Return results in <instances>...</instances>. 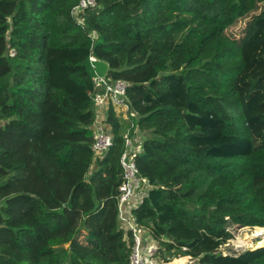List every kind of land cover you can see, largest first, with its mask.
I'll return each mask as SVG.
<instances>
[{
    "label": "trees",
    "instance_id": "16d2710c",
    "mask_svg": "<svg viewBox=\"0 0 264 264\" xmlns=\"http://www.w3.org/2000/svg\"><path fill=\"white\" fill-rule=\"evenodd\" d=\"M79 3L0 0V264H130L126 133L149 181L132 214L161 261L264 264V246L220 249L264 227V0ZM91 55L135 113L108 107L101 155Z\"/></svg>",
    "mask_w": 264,
    "mask_h": 264
},
{
    "label": "built area",
    "instance_id": "2783aa9c",
    "mask_svg": "<svg viewBox=\"0 0 264 264\" xmlns=\"http://www.w3.org/2000/svg\"><path fill=\"white\" fill-rule=\"evenodd\" d=\"M96 0H80L77 10L95 6ZM10 56L16 52L10 51ZM90 61L94 69L93 85L91 92L92 101L97 108H104L106 111L112 104L116 108L124 109L129 115L135 116L134 112L130 113V106L126 102L128 91V82L124 79H113L110 74L101 75L97 68V58L90 56ZM104 118L99 119L93 128V149L97 155L108 151L113 144V136L107 130ZM127 150L121 156V164L124 168V180L119 185V221L121 227L131 234L132 244L129 255L130 264H167L169 262L161 261L159 258L160 246L154 240L152 232L144 226L137 223L132 209L137 206L143 196V190L149 184L146 178L139 175L135 157L140 149L141 143L134 146V139L126 133L124 136Z\"/></svg>",
    "mask_w": 264,
    "mask_h": 264
},
{
    "label": "rangeland",
    "instance_id": "374dc122",
    "mask_svg": "<svg viewBox=\"0 0 264 264\" xmlns=\"http://www.w3.org/2000/svg\"><path fill=\"white\" fill-rule=\"evenodd\" d=\"M261 8H264V3L261 5ZM246 26V21H242L235 29L230 31L231 36L240 37V34L244 27ZM98 72L101 75L108 74L109 66L104 61L98 62ZM97 110V107L95 106ZM118 114L120 117L127 118L128 112L124 109H117ZM128 119V118H127ZM136 138L142 141L143 136H136ZM231 232L233 233V238L230 239L226 244H224L220 249L224 254H238L246 249L249 248H256L260 246H264V232L260 234H256V231L253 227H239L237 225L232 226L230 228ZM177 259H173L171 262L167 264L173 263ZM186 263L184 264H197L196 260L194 259H186Z\"/></svg>",
    "mask_w": 264,
    "mask_h": 264
},
{
    "label": "bare ground",
    "instance_id": "6f19581e",
    "mask_svg": "<svg viewBox=\"0 0 264 264\" xmlns=\"http://www.w3.org/2000/svg\"><path fill=\"white\" fill-rule=\"evenodd\" d=\"M254 230L256 231V234H260L264 232V227H254ZM186 263L185 261H180V260H175L171 264H184Z\"/></svg>",
    "mask_w": 264,
    "mask_h": 264
},
{
    "label": "crops",
    "instance_id": "0c3cea01",
    "mask_svg": "<svg viewBox=\"0 0 264 264\" xmlns=\"http://www.w3.org/2000/svg\"><path fill=\"white\" fill-rule=\"evenodd\" d=\"M117 109H120V108H117ZM97 115H98L99 119L104 118L105 116H107L106 109H104L102 107L101 108H97Z\"/></svg>",
    "mask_w": 264,
    "mask_h": 264
}]
</instances>
